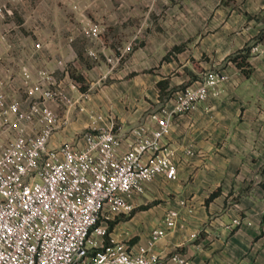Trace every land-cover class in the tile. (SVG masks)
<instances>
[{
	"label": "crops",
	"instance_id": "crops-1",
	"mask_svg": "<svg viewBox=\"0 0 264 264\" xmlns=\"http://www.w3.org/2000/svg\"><path fill=\"white\" fill-rule=\"evenodd\" d=\"M6 1L22 14L16 26L0 22V32L17 29L13 47L0 40V73H15L16 96L25 97L19 62L35 40L42 43L35 60L59 78L81 75L88 93L67 111L51 103L60 126L50 146L92 125L114 124L128 148L132 129L154 127L151 113L172 101L177 89L213 67L230 73L218 96L172 119L164 140L176 147L177 179L159 175L146 182L130 197L133 211L114 215L110 230L134 248L146 245L167 209L175 208L178 224L150 249L157 264H174L176 251L193 264H264V0L0 3ZM92 21L102 27L98 39L80 31ZM129 43L132 49L122 51ZM255 44L260 48L250 49L253 70L246 74L230 57ZM81 89L69 88L76 97ZM235 217L242 222L230 228Z\"/></svg>",
	"mask_w": 264,
	"mask_h": 264
},
{
	"label": "built area",
	"instance_id": "built-area-1",
	"mask_svg": "<svg viewBox=\"0 0 264 264\" xmlns=\"http://www.w3.org/2000/svg\"><path fill=\"white\" fill-rule=\"evenodd\" d=\"M16 15L10 2L0 3V22L12 20L16 26ZM12 30L17 31L12 27L0 32L8 47H13ZM80 31L98 39L102 27L92 21L82 24ZM41 48V41L35 40L20 57L24 98L16 96L15 73H0V264H157L158 256L150 249L178 224L177 209H167L163 223L152 229L149 243L137 248L112 234L110 220L133 211L130 197L143 192L146 182L159 175L177 179L176 147L164 140L172 119L218 96L230 73L213 67L177 89L172 101L151 113L154 127L132 129L135 138L128 148L122 147L114 124L92 125L73 139L50 146L60 126L59 110L51 103L67 111L88 93L82 91L78 78H59L35 60ZM259 48L255 44L251 50ZM131 49L129 43L122 51ZM56 62L67 70L65 59ZM71 87L81 89L79 97L70 92ZM186 152L194 154L192 148ZM241 222L235 217L227 226ZM171 258L174 264H193L179 251Z\"/></svg>",
	"mask_w": 264,
	"mask_h": 264
},
{
	"label": "trees",
	"instance_id": "trees-1",
	"mask_svg": "<svg viewBox=\"0 0 264 264\" xmlns=\"http://www.w3.org/2000/svg\"><path fill=\"white\" fill-rule=\"evenodd\" d=\"M251 46L245 47L243 50L238 51L230 58L246 73L250 74L253 70V67L249 61ZM79 80H83L81 75H74ZM81 88H85L84 85H81Z\"/></svg>",
	"mask_w": 264,
	"mask_h": 264
},
{
	"label": "rangeland",
	"instance_id": "rangeland-1",
	"mask_svg": "<svg viewBox=\"0 0 264 264\" xmlns=\"http://www.w3.org/2000/svg\"><path fill=\"white\" fill-rule=\"evenodd\" d=\"M77 7V6H76ZM16 18H15V20H17V21H21V17H22V14L20 13V11H16ZM13 38V37H12ZM83 85H84V83H83ZM86 86V85H85Z\"/></svg>",
	"mask_w": 264,
	"mask_h": 264
}]
</instances>
